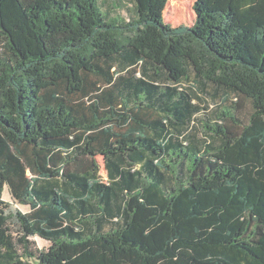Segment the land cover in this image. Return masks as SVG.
I'll return each mask as SVG.
<instances>
[{
	"label": "trees",
	"instance_id": "trees-1",
	"mask_svg": "<svg viewBox=\"0 0 264 264\" xmlns=\"http://www.w3.org/2000/svg\"><path fill=\"white\" fill-rule=\"evenodd\" d=\"M168 2L0 0V264H264V0Z\"/></svg>",
	"mask_w": 264,
	"mask_h": 264
},
{
	"label": "rangeland",
	"instance_id": "rangeland-1",
	"mask_svg": "<svg viewBox=\"0 0 264 264\" xmlns=\"http://www.w3.org/2000/svg\"><path fill=\"white\" fill-rule=\"evenodd\" d=\"M117 1V0H115ZM130 0H123V2L129 4ZM195 0H169L168 5L166 7L164 17L165 21L172 26H192L195 22V13L193 10ZM1 45V42H0ZM189 88L192 90V92L195 95V102L200 105L203 108L202 113L199 115V117L196 119V126L200 125L201 119L205 120L207 119V115L210 113H213L218 107L223 104V96L220 93L219 95H214V88L211 86L206 87L205 90H202L196 83L191 82L189 84ZM227 104H230V102H227ZM247 109L244 114L247 113ZM200 137H205L204 130L202 129V126L200 125ZM99 164H100V175L102 178L107 181V173L104 167V161L101 157L98 158ZM3 199L9 203H12L15 208L20 209L23 212H27L29 210L28 207L22 206L20 204H17L14 199L11 197L8 188L6 187L4 191ZM40 249H46L50 246V243L38 238L33 237L31 238Z\"/></svg>",
	"mask_w": 264,
	"mask_h": 264
}]
</instances>
